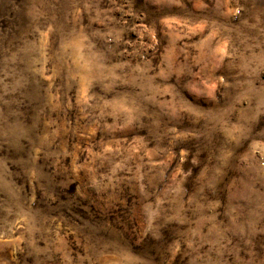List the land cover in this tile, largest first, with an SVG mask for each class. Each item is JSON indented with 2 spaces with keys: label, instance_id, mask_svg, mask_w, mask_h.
<instances>
[{
  "label": "clouds",
  "instance_id": "clouds-1",
  "mask_svg": "<svg viewBox=\"0 0 264 264\" xmlns=\"http://www.w3.org/2000/svg\"><path fill=\"white\" fill-rule=\"evenodd\" d=\"M0 264H264V0H0Z\"/></svg>",
  "mask_w": 264,
  "mask_h": 264
}]
</instances>
